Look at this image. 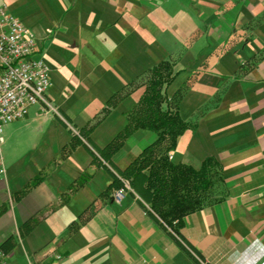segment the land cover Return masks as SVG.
Listing matches in <instances>:
<instances>
[{
	"label": "crops",
	"instance_id": "1",
	"mask_svg": "<svg viewBox=\"0 0 264 264\" xmlns=\"http://www.w3.org/2000/svg\"><path fill=\"white\" fill-rule=\"evenodd\" d=\"M4 2L36 38L56 110L33 106L5 129L0 251L9 262L264 264V0ZM168 61L176 77L165 94L181 97L189 125L170 160L214 159L224 180L222 199L186 216L179 236L137 194L116 202L112 175L94 159L128 125L143 84L92 131V144L62 156L112 97ZM157 140L134 133L112 159L116 170Z\"/></svg>",
	"mask_w": 264,
	"mask_h": 264
},
{
	"label": "trees",
	"instance_id": "2",
	"mask_svg": "<svg viewBox=\"0 0 264 264\" xmlns=\"http://www.w3.org/2000/svg\"><path fill=\"white\" fill-rule=\"evenodd\" d=\"M175 77L173 64L164 62L142 76L138 82L116 94L108 102L102 117L97 118L89 128L74 134L71 145L64 150L62 156L65 157L78 146H85V143L92 144V131L113 108L143 84L146 87L145 93L138 106L129 113L128 125L110 145L104 149H96L99 157L95 156L94 159L112 175L114 183L110 190L123 188L122 179L128 181L134 192L132 194H137L149 206L151 215L160 225L179 236L186 216L222 199L211 201L209 196L218 184H224V180L221 166L214 159H207L197 166L176 165L170 160L178 139L189 128L180 115L181 97L170 100L165 94V89ZM139 130L156 133L157 142L145 149L128 169L123 172L116 170L112 162L114 155ZM39 181V178L36 179L34 184ZM83 184L84 181H80L78 189ZM1 249L7 251L5 246ZM184 249L191 253L187 248Z\"/></svg>",
	"mask_w": 264,
	"mask_h": 264
},
{
	"label": "built area",
	"instance_id": "3",
	"mask_svg": "<svg viewBox=\"0 0 264 264\" xmlns=\"http://www.w3.org/2000/svg\"><path fill=\"white\" fill-rule=\"evenodd\" d=\"M37 42L28 28L8 10L0 0V151L5 144L7 126L26 118L30 108L56 111L48 101L51 87L50 72L41 59H37ZM6 168L0 159V180ZM116 190L114 200L120 202L128 193H134L128 181ZM170 233L176 236L170 229ZM59 259L53 264H58ZM0 264H11L0 251Z\"/></svg>",
	"mask_w": 264,
	"mask_h": 264
},
{
	"label": "rangeland",
	"instance_id": "4",
	"mask_svg": "<svg viewBox=\"0 0 264 264\" xmlns=\"http://www.w3.org/2000/svg\"><path fill=\"white\" fill-rule=\"evenodd\" d=\"M38 59V56H35ZM222 186L221 184H218L217 187L210 193V200L216 201L222 197Z\"/></svg>",
	"mask_w": 264,
	"mask_h": 264
}]
</instances>
